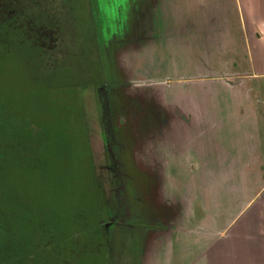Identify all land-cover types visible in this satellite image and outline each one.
Listing matches in <instances>:
<instances>
[{"label": "rangeland", "instance_id": "1", "mask_svg": "<svg viewBox=\"0 0 264 264\" xmlns=\"http://www.w3.org/2000/svg\"><path fill=\"white\" fill-rule=\"evenodd\" d=\"M39 1L55 7L58 20L52 37L38 34L41 47L52 48L49 59L25 44L0 47V92L31 146L0 148L4 209L20 214L40 201L61 215L74 206L95 208L90 154L105 200V214H91L104 215L107 257L99 231L65 223L47 260L222 264L230 222L264 227V165H212L195 154V79L209 76L195 65L224 60V50L195 57L198 38L168 34L177 23L164 24L160 36L157 19L137 26L133 17L149 16L144 0ZM167 1V17L181 11ZM179 39L187 43L177 45ZM3 134L0 144L7 145L8 130ZM77 229L79 238L69 240Z\"/></svg>", "mask_w": 264, "mask_h": 264}, {"label": "crops", "instance_id": "2", "mask_svg": "<svg viewBox=\"0 0 264 264\" xmlns=\"http://www.w3.org/2000/svg\"><path fill=\"white\" fill-rule=\"evenodd\" d=\"M168 6V1L144 0L149 16L132 17L137 26L141 22L152 26L157 19L160 28L156 36L164 24L172 27L175 22L176 27L177 23L168 34L198 38L195 57L224 50V60L212 57L213 63L195 65L209 73L195 79V154L212 165H264V0H176L175 9L181 11L167 17ZM248 6L254 11H246ZM201 7L205 11L195 13ZM158 8L163 9L158 12ZM152 10L158 12L156 16ZM137 30L141 29H134L135 36ZM147 31L145 28L143 33ZM204 42L205 47L196 44ZM180 44L184 45L179 39ZM226 229L223 255L218 258L222 264H264L263 226L232 221Z\"/></svg>", "mask_w": 264, "mask_h": 264}, {"label": "trees", "instance_id": "3", "mask_svg": "<svg viewBox=\"0 0 264 264\" xmlns=\"http://www.w3.org/2000/svg\"><path fill=\"white\" fill-rule=\"evenodd\" d=\"M53 9H55V7L52 8L49 5L46 7L40 6L41 16L39 22L42 26L44 23H48L46 27L51 28L52 23L53 28V22L54 24L58 22ZM8 26L9 24H7V22L0 20V47L3 48L4 51L8 49V47L13 48L15 45H19L20 47L25 44L27 48L36 53L38 58H41V61L47 56L46 53H50L52 48L50 50H45L41 47L40 43L35 45V43H38L40 40L38 36L31 33V36H27L23 31L19 33L17 31L13 32ZM58 28L56 24V29L59 30ZM53 30L55 32V25ZM48 56L47 60L49 59ZM19 121L21 120L18 114L7 110L6 100L0 92V136H3L4 131L8 130L11 138L9 144H0V148L3 150L5 147L11 150L18 149L17 151L20 149L23 151L31 149L30 145L27 147L24 146V138L20 130ZM9 122L13 125L7 128V123ZM1 156L4 157V154L2 153ZM88 165L93 174L91 186L94 194L93 204L95 208L91 206L88 208L74 206L71 207L68 212L65 211L64 215H61L59 210L53 208V205L48 201H40L36 202V209L27 207L19 214L17 212L6 211L3 207V202H5L6 199L0 196V264H56L55 260L47 259L57 239H61L57 237L56 234L65 223L69 225L75 224L82 228L89 224V226L91 225L96 231H99L98 238L102 240L104 253L107 257V242L103 229L100 226L102 223L100 220L104 215L99 216L98 214V217L95 219L94 214H91L96 209L97 212L102 211L105 214V200L94 178L90 154H88ZM80 233L81 230L77 229L68 234V239L75 240L79 238ZM51 254H53V252Z\"/></svg>", "mask_w": 264, "mask_h": 264}, {"label": "flooded vegetation", "instance_id": "4", "mask_svg": "<svg viewBox=\"0 0 264 264\" xmlns=\"http://www.w3.org/2000/svg\"><path fill=\"white\" fill-rule=\"evenodd\" d=\"M40 16L39 0H0V20L7 22L13 32L23 31L27 36H31L30 33L38 36L39 32L44 35L48 31V36L52 37V23L51 28L42 26Z\"/></svg>", "mask_w": 264, "mask_h": 264}]
</instances>
